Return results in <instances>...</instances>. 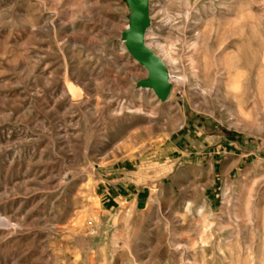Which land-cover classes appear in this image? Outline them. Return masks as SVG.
Here are the masks:
<instances>
[{"label":"rangeland","instance_id":"obj_1","mask_svg":"<svg viewBox=\"0 0 264 264\" xmlns=\"http://www.w3.org/2000/svg\"><path fill=\"white\" fill-rule=\"evenodd\" d=\"M147 2L162 103L126 0H0V264H264V0Z\"/></svg>","mask_w":264,"mask_h":264},{"label":"water","instance_id":"obj_2","mask_svg":"<svg viewBox=\"0 0 264 264\" xmlns=\"http://www.w3.org/2000/svg\"><path fill=\"white\" fill-rule=\"evenodd\" d=\"M131 16L123 33L129 55L147 71L139 86L150 88L158 100H165L169 93L168 76L164 65L145 47L144 35L149 27L147 0H126Z\"/></svg>","mask_w":264,"mask_h":264},{"label":"bare ground","instance_id":"obj_3","mask_svg":"<svg viewBox=\"0 0 264 264\" xmlns=\"http://www.w3.org/2000/svg\"><path fill=\"white\" fill-rule=\"evenodd\" d=\"M150 15V14H149ZM126 28H127V25H126ZM148 29H149V27H148ZM147 29V30H148ZM146 33H147V31H146ZM145 33V34H146ZM144 45H145V47L164 65V67H165V69H166V72H167V76H168V83H169V86H170V89H169V93H168V95H167V97H166V99L165 100H158L157 99V96L155 95V93H154V91L152 90V89H150V88H145V89H147V90H151V92H152V94H153V96L159 101V102H165L167 99H168V96H169V94H170V91H171V88H172V86H173V80H172V78H171V75H170V72H169V69L168 68H166L167 66L165 65V63H164V61H161L154 53H153V51H151V46L149 45V44H147L146 42H145V35H144ZM123 43H124V48H125V50H126V47H125V41L123 40ZM158 46V45H157ZM159 48V50L161 51V52H163V48L162 47H158ZM163 58H165V56H163ZM166 60L168 59V57H166L165 58ZM133 61H135L134 59H133ZM135 63H137L136 61H135ZM143 68V67H142ZM144 69V68H143ZM144 71L146 72V77H147V71L144 69Z\"/></svg>","mask_w":264,"mask_h":264}]
</instances>
